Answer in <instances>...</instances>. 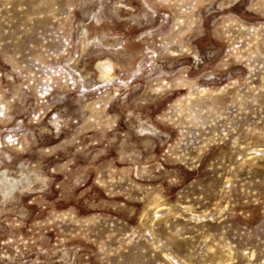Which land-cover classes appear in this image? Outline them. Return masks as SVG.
I'll return each instance as SVG.
<instances>
[{"label":"rangeland","instance_id":"1","mask_svg":"<svg viewBox=\"0 0 264 264\" xmlns=\"http://www.w3.org/2000/svg\"><path fill=\"white\" fill-rule=\"evenodd\" d=\"M0 264H264V0H0Z\"/></svg>","mask_w":264,"mask_h":264}]
</instances>
